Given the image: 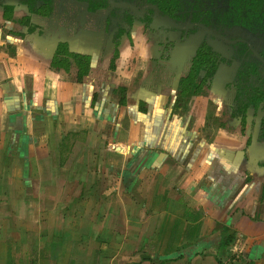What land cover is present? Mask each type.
<instances>
[{"label": "crops", "instance_id": "crops-1", "mask_svg": "<svg viewBox=\"0 0 264 264\" xmlns=\"http://www.w3.org/2000/svg\"><path fill=\"white\" fill-rule=\"evenodd\" d=\"M49 43L0 53V264H264L253 124L244 135L187 124L199 98L170 119L164 90L146 88L158 46L140 28L122 38L99 109L90 85L51 66ZM111 51L93 69L106 71ZM111 85L126 88L124 107Z\"/></svg>", "mask_w": 264, "mask_h": 264}, {"label": "trees", "instance_id": "trees-1", "mask_svg": "<svg viewBox=\"0 0 264 264\" xmlns=\"http://www.w3.org/2000/svg\"><path fill=\"white\" fill-rule=\"evenodd\" d=\"M118 4H130L137 10L144 5H153L158 9L160 17L169 16L178 24L201 23L210 28L214 33L231 41L242 39L252 44L253 48L264 60V0H112ZM10 0H0L3 9V17L11 18L13 6ZM26 5L29 13L20 23L27 27L26 36L37 33L45 36L51 35L65 27L70 32L74 29L80 11L87 12L85 27L88 30H100L104 32L106 40L111 39L114 45L113 58L108 70L99 71L90 67L88 57L70 53L66 44H60L52 59L51 65L63 69L69 74L70 82L74 84H87L93 89V100L100 90L101 83L108 82L109 77L116 68L118 51L116 46L120 36L130 27L134 21L152 22L153 10L147 9L142 16H137L129 8H117L110 4L109 0H19ZM195 27L184 34L197 31ZM206 40L213 37L206 35ZM205 40V41H206ZM26 41V39H25ZM204 45V44H203ZM201 46L192 66L183 73L182 79L191 82L193 76H201L202 82L210 76L207 71L211 64V47ZM233 60L239 63L233 82L234 97L231 106V116L235 119L244 118L247 112L254 113L259 105H264V62L259 60L250 50L246 42H237L233 46ZM191 62V61H190ZM217 63V62H216ZM189 64V63H188ZM187 64V65H188ZM233 67L234 62H229ZM156 66L152 75L146 81V88L150 89L153 83L171 86L172 74L168 67ZM186 65V66H187ZM216 64H214L215 66ZM191 84V88L199 90L200 84ZM155 85H158L157 83ZM164 85V86H165ZM9 81L3 82L7 89ZM181 80L178 86L180 89ZM145 87V85H144ZM119 92V105L123 106L126 100L124 88H116ZM189 95H196L197 92ZM188 101L182 95L178 97V103ZM259 141L264 143V118L262 120ZM233 234L224 229L219 246L225 248L232 244Z\"/></svg>", "mask_w": 264, "mask_h": 264}, {"label": "flooded vegetation", "instance_id": "flooded-vegetation-1", "mask_svg": "<svg viewBox=\"0 0 264 264\" xmlns=\"http://www.w3.org/2000/svg\"><path fill=\"white\" fill-rule=\"evenodd\" d=\"M12 2H14L15 5H18V6H21V7H24L25 8V14H23L22 16L19 17V19L17 20L19 22V26H22L25 28L26 30V33H27V27L24 26L22 23H20V21L25 18V17H28L30 16L31 14L29 13V10L27 8L26 5H23V4H20L19 3V0H10ZM112 1V0H111ZM16 2V3H15ZM110 2V0H109ZM113 2V1H112ZM114 3V2H113ZM10 4V3H9ZM14 4H10L13 6V11H12V14H11V18L9 19H6L3 17V9L0 7L1 9V12H0V23H7V22H13L14 24L18 25L17 22H15L14 20H16V17L17 15L15 14L14 12V9H15V5ZM111 4V2H110ZM114 4H118V3H114ZM112 5V4H111ZM119 5H124V6H114V7H117V8H129L134 14H136L137 16H142L145 11L147 9H152L153 10V15H152V22L150 24H147L146 22L144 21H134L132 23V25L130 27H126L125 29V32L120 36L119 40H118V44L116 46V50L118 51V58L117 60L119 59V50H118V47H119V44L122 40V38L124 36H127L129 41L131 42V31H133L134 28H140V31L142 30L143 32L146 33V35L150 36V37H153L154 39V42L157 44L158 46V58L156 59L155 61V65L160 67L159 65H161V67H164L162 64H165L167 67H169L171 69L170 73L172 74V79L173 81L170 82L171 86L168 87V85H161V83H158L156 82L157 84H159L160 86V90H169L171 91V94L169 92V94L165 93L167 96L164 97V96H161L163 97V101H165V110L166 111H169L170 112V119L175 117V116H178V117H181L182 118V121L186 120V110H187V107L189 105V103L191 102V100L193 98H198L199 96H202L203 98H206V100L204 101V105L201 106V108H197V112H198V116H194L193 114L190 115V117H188L187 121L188 123L187 124H196L199 117H201V123L202 124H205L204 126V130L206 131H210L209 129L212 128V126H223V124H217V122H215L216 124L213 123V121H215V117L217 118L218 117V112L215 111V108L218 107L219 108V111H220V114H223L224 111V107L227 109V111H229V118L233 121V124H239L240 126V132L241 134L244 135V131H245V127L246 125L248 124V119L251 118V121L249 124H254L256 121H257V118L259 117V127H258V132H257V141L258 143H262L259 141V134H260V129H261V124H262V120L264 118V105L261 103L259 105V107L257 108V110L254 112V113H251V112H247L245 117L242 119V118H233L231 116V106H232V102H233V97H234V89L233 87L231 86L233 80H234V77H235V74H236V70L239 66V63H236L234 60H233V56H234V51H233V48L232 46L237 43V42H246L247 46H248V50H250L255 56H257V58L261 61L264 62V60L262 59V57L260 56V54L253 48L252 44L247 42V41H244L242 39H235V40H227L225 39L223 36L219 35V34H216L214 33L210 28H207L206 26H204L203 24L197 22V23H190V24H186V25H181V24H178L173 18L169 17V16H164V17H160L158 15V9L156 8V6H153V5H144L140 10H137L134 6L130 5V4H119ZM16 6V7H18ZM113 6V5H112ZM87 12L85 11H80L78 13V20L75 24V27L74 29H72V31L70 32L69 30H67L65 27H60L59 30L57 32H55L54 34H50V33H47L45 36L43 35H39L37 33H34L32 35H29L28 37L26 36V33L23 35H17L19 37H22V41L26 44H29L32 42V39H35L36 41H42V40H45L47 42L50 41V46H54L53 45V42L55 40H58V41H61V36H65V38L69 41H72V42H78V45H75V47L77 48V50H79L80 52L82 53H73V54H78V55H84L86 57H88L89 59V64H90V67H91V61L93 59H97L98 57V54L96 53V51H88L87 49V46L82 48L80 47V43L83 42L86 44V42H92L93 46H97V52L100 53L101 50H105V47H106V43H108V41L112 44V51H111V55H110V59H109V65L111 63V60L113 58V51H114V45L111 41V39L109 40H106V36L104 34V32L100 31V30H97V29H94V30H88L86 29L85 27V16H86ZM163 20H170L172 21L175 25H171L169 23H166V22H163V23H159L160 21H163ZM199 28L197 31L195 32H191L189 34H184V32H187L188 30L192 29V28ZM11 28H8L6 30L7 34L8 35H11L12 36V29L10 30ZM62 33H65L62 34ZM200 33V34H198ZM206 35H210L213 37L212 40H206L205 37ZM30 37H33L30 41H25V39L27 40L28 38ZM57 39H56V38ZM53 38V40H51ZM184 40V41H183ZM206 40V41H205ZM12 42L11 39L8 38V41L6 42V44H10V42ZM179 41H183L180 45L181 47V54L179 56V60L178 62L180 63L178 68L176 70H172V64H170V60H172V55H174V50L176 48V44L179 42ZM185 41H188L189 44L192 46V47H184V42ZM213 42H219L222 44V46H225V48H228L230 50V55H224L222 52H220L219 49H216L215 47L217 45H214L212 44ZM60 44H66V43H58L55 47V49H50V56L54 57L55 53H56V50L58 48V46ZM204 44V45H203ZM67 45V50L69 51L70 48ZM210 46L211 47V64L209 65V68L207 71H209L210 73V76H207L205 77V80L202 82V79H201V76H198L197 78H195V76L192 75L193 79L191 82H188L187 84V81H184L182 79L183 77V73L187 70V68H190V66H192V60L194 59V56L196 55V52L198 51V49L201 47V46ZM218 47V46H217ZM14 49V47L12 48ZM91 50V49H90ZM70 52V51H69ZM192 53L191 55H189L188 53ZM71 53V52H70ZM92 55H95L94 57H92ZM189 55V56H188ZM178 56V55H177ZM170 58V59H169ZM52 59H51V62H52ZM165 59V60H164ZM117 60L115 61L116 62V68H117ZM167 60V61H166ZM160 61V62H158ZM163 61V62H161ZM174 61V60H173ZM191 61V62H190ZM217 62V63H216ZM229 62H234V64L236 65L235 66H231L229 64ZM174 63V62H173ZM189 63V64H188ZM188 64V65H187ZM214 64H216L214 66ZM109 65H108V68H109ZM187 65V66H186ZM52 66V65H51ZM156 66L154 67L153 69V72L156 68ZM53 67V66H52ZM93 68V67H91ZM115 68V70H116ZM108 70V69H107ZM115 70L112 72L111 76L114 74ZM153 72L151 74H153ZM67 73V72H66ZM68 74V73H67ZM177 75H178V78H177ZM178 80H177V79ZM180 80H181V86H180V89H178V86H179V83H180ZM177 83V84H176ZM192 83H195L194 85L196 84H200V87L198 88L199 90H196L191 88V84ZM110 87V93L112 94H119V92H114V90L116 88H119V86L117 87H113L112 85L109 86ZM122 88V87H121ZM124 88V87H123ZM206 88H211L214 89V92H210L209 93V97L207 96L208 94V91L206 92ZM125 89V93H126V88ZM172 90L174 91L175 94H172ZM197 92L196 95H189L191 94L192 92L194 93ZM228 93V94H227ZM120 95V94H119ZM183 96V97H186L188 98L186 101V99L184 101H181V103H178V97L180 96ZM126 96V95H125ZM213 96L215 98H213ZM212 97V98H211ZM224 99V103L223 105L221 106L220 104V101H222V99ZM216 102V103H215ZM126 105V100H125V104L123 105V107ZM138 108L141 112H144L143 114L145 115V111H146V105L144 104H141V105H138ZM218 110V109H217ZM165 111V113H166ZM203 112H206L205 116L208 117V120L206 121L204 119V115ZM209 112H212V113H209ZM261 114V115H260ZM214 116V117H213ZM217 121V120H216ZM219 122V120H218ZM231 125V124H229ZM224 126H226V124H224ZM216 127V128H217ZM247 144L249 145V140L247 141ZM264 144V143H263Z\"/></svg>", "mask_w": 264, "mask_h": 264}, {"label": "rangeland", "instance_id": "rangeland-1", "mask_svg": "<svg viewBox=\"0 0 264 264\" xmlns=\"http://www.w3.org/2000/svg\"><path fill=\"white\" fill-rule=\"evenodd\" d=\"M10 4H14V2H12V1H10L9 2ZM16 3V2H15ZM15 5V4H14ZM16 6H18V5H15V9H14V12H15V14L17 15V17H16V20H14L15 22H17L18 23V25H16V24H14L13 22H7V23H0V53H1V51H6L8 54H10V56H15L16 54H15V48H16V44H19V43H21L22 45H25V43L22 41V37H19V36H17V35H24L25 33H26V30H25V28L24 27H22V26H19V25H21V24H19V22L17 21L18 19H19V17L20 16H22L23 14H25V8L24 7H21V6H18V7H16ZM0 12H1V9H0ZM8 28H11L12 29V36L11 35H8L7 34V32H6V30L8 29ZM140 28H141V26H140ZM10 29V30H11ZM198 34H200V33H198ZM7 37H11L12 39H13V41H12V43H11V45L10 44H6V42L8 41V38ZM33 37H30V38H28L27 40H26V42L27 41H30L31 39H32ZM56 38V37H55ZM57 39V38H56ZM142 40V39H141ZM55 41H57V40H55ZM184 41V40H183ZM183 41H179L176 45V48H175V50H174V55H172V60H170V61H168V62H170V64H172V70L174 71V70H176L177 68H178V66H179V62H178V60H179V56H180V54H181V50L183 49H181V47H180V45H181V43L183 42ZM10 42V41H9ZM14 43H15V45H14ZM27 44V43H26ZM213 45H214V47H215V45H217L215 48L216 49H219L220 50V52H222L224 55H230V50L228 49V48H225V46H222V44L221 43H219V42H213L212 43ZM90 45H91V43L90 42H86V44L84 43V44H81L80 45V47H81V49L82 48H84V47H88L89 49H90ZM184 47H186V48H190V47H192L190 44H189V42L188 41H185L184 42ZM14 47V49H12ZM50 49H55V47L54 46H50L49 47ZM49 49V50H50ZM91 51H97V46H93L92 48H91ZM71 53H73V52H71ZM189 55H191V54H193V52L192 53H188ZM178 55V56H177ZM188 55V56H189ZM170 59V58H169ZM165 60V59H164ZM174 60V61H173ZM167 61V60H166ZM158 62H160V61H158ZM161 62H163V61H161ZM174 62V63H173ZM161 66V65H160ZM168 69V71H171V69L168 67L167 68ZM187 84H188V82H187ZM206 92L208 91V94H207V96L209 97V93L210 92H214V89H212L211 90V88H206V90H205ZM169 92H170V94H171V91H169V90H165L163 93H162V96H164V97H166L167 95V93L169 94ZM166 93V94H165ZM172 94H175L174 93V91L172 90ZM228 94V93H227ZM199 99H198V105H201L202 106V102H204L205 100H206V98H203L202 96H199L198 97ZM212 98V97H211ZM213 98H215L214 96H213ZM194 99V98H193ZM193 99L191 100V102L193 101ZM222 99V98H221ZM190 102V103H191ZM189 103V104H190ZM216 103V102H215ZM220 103H222V104H220L221 106L223 105V103H224V99H222V101H220ZM218 109V110H217ZM224 110H226V111H224V113L223 114H220V111H219V108L218 107H216L215 108V111L216 112H218V117L216 118L215 117V119L217 120H215V121H213V123L214 124H216L215 122H217V124H233V121L229 118V111H227V109L224 107ZM209 113H212V112H209ZM205 114H206V112H203V114L202 115H204V119L207 121L208 120V118H209V116L208 117H206L205 116ZM261 115V114H260ZM214 117V116H213ZM259 117L257 118V121L252 125V133H254L255 134V131H258V127H259ZM218 120H219V122H218ZM200 121V120H199ZM250 121H251V118H249L248 119V124L250 123ZM199 124H201L200 122H199ZM216 125L215 126H212V128H211V131H216ZM205 133V132H204Z\"/></svg>", "mask_w": 264, "mask_h": 264}, {"label": "water", "instance_id": "water-1", "mask_svg": "<svg viewBox=\"0 0 264 264\" xmlns=\"http://www.w3.org/2000/svg\"><path fill=\"white\" fill-rule=\"evenodd\" d=\"M110 2H111V4L113 5V6H124V5H119V4H114L111 0H110ZM163 22H166V23H169V24H171V25H175L172 21H170V20H163V21H160L159 23H163ZM62 34H64L65 35V33H62ZM79 42V41H78ZM78 42H72V41H69V40H67L66 38H65V36H61V41H54L53 42V45L56 47V45L58 44V43H66V44H68V46H69V48H70V52H73V53H76V52H78V53H82V52H80L79 50H77V48L75 47V45H78ZM98 51V50H97ZM96 51V53H98ZM95 55H92V57H94ZM91 67H94L95 66V63H96V59H93L92 61H91ZM177 78H178V75H177ZM176 78V79H177ZM178 80V79H177ZM177 84V83H176ZM111 90V89H110ZM101 93L102 92H100L98 95H97V98H96V103H95V108H98L99 109V106H100V104H101Z\"/></svg>", "mask_w": 264, "mask_h": 264}, {"label": "clouds", "instance_id": "clouds-1", "mask_svg": "<svg viewBox=\"0 0 264 264\" xmlns=\"http://www.w3.org/2000/svg\"><path fill=\"white\" fill-rule=\"evenodd\" d=\"M144 58L147 59V52L145 50V53H144Z\"/></svg>", "mask_w": 264, "mask_h": 264}]
</instances>
